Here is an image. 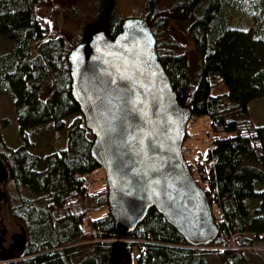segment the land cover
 I'll use <instances>...</instances> for the list:
<instances>
[{
    "label": "trees",
    "instance_id": "obj_1",
    "mask_svg": "<svg viewBox=\"0 0 264 264\" xmlns=\"http://www.w3.org/2000/svg\"><path fill=\"white\" fill-rule=\"evenodd\" d=\"M42 3L0 0V35L15 45L0 55V97L12 99L22 139L17 147L2 139L0 161L7 170L10 212L27 232L22 255L6 252L0 264H211L213 254L223 264H264L254 250L264 241V125L250 109L264 98V0H179L159 11L155 0L147 4L146 19L180 102L192 109V119L206 117L211 131L213 145L197 160L203 182L198 181L221 233L199 247L157 208L134 232L121 235L108 186L88 196L85 182L102 168L92 153L95 136L73 94L68 39L49 35L38 14ZM116 17L112 1L96 26L116 37L126 20L116 24ZM179 22L189 24L198 71L187 53L164 50L160 42ZM217 79L229 93L214 94ZM238 113L246 118L231 117ZM49 123L66 131L68 142L43 161L31 150V131Z\"/></svg>",
    "mask_w": 264,
    "mask_h": 264
},
{
    "label": "water",
    "instance_id": "obj_2",
    "mask_svg": "<svg viewBox=\"0 0 264 264\" xmlns=\"http://www.w3.org/2000/svg\"><path fill=\"white\" fill-rule=\"evenodd\" d=\"M69 60L119 233L134 232L157 208L189 244L211 245L221 228L184 149L193 111L180 102L150 22L130 17L116 37L100 30Z\"/></svg>",
    "mask_w": 264,
    "mask_h": 264
},
{
    "label": "rangeland",
    "instance_id": "obj_3",
    "mask_svg": "<svg viewBox=\"0 0 264 264\" xmlns=\"http://www.w3.org/2000/svg\"><path fill=\"white\" fill-rule=\"evenodd\" d=\"M112 1L117 16L116 24L120 23L121 18H146L149 0ZM112 1L75 0L70 4L68 0H43L42 5L38 7V14L48 29L49 35H65L72 50L83 42L86 37L91 38L95 33L103 29V25L96 26V24H99L103 20L105 11H107ZM177 1L179 0H155V10L171 9ZM174 24L172 36H163L160 40L163 49L177 52L181 50V52L187 53L192 64V69L198 71L200 55L197 52L194 41L189 36V24L185 22ZM14 47L15 45L12 40L0 35V55L13 51ZM216 83L214 94L226 95L229 93L228 86L220 79H217ZM250 109L252 116L260 124L264 125V98L254 100L250 104ZM231 117L245 119L246 115L238 113ZM206 125V117L192 119L189 127L192 136L188 137L186 141L188 150L193 153L187 159L192 162L194 176L199 181H202V177L197 160L202 157H207L211 148V145L206 143ZM31 132V140L35 143L31 150L40 155L43 161L47 154L60 151L67 146V132L55 130L52 123L35 127ZM2 139L13 147H17L22 143L21 132L17 121V110L9 96L0 97V150L4 149ZM6 171V165L2 160L0 161V176L2 175L4 177L2 178L3 180H0V254L11 252L16 256H20L25 250L27 232L23 224L16 220L10 212V195L5 184L8 179ZM91 178L96 185V189L108 186L104 168H100L93 173ZM254 250L264 257V241L257 243L254 246ZM4 256L5 254L0 257V261L6 259ZM10 257L13 256L11 255ZM210 261L211 264H223L215 254L210 257Z\"/></svg>",
    "mask_w": 264,
    "mask_h": 264
},
{
    "label": "built area",
    "instance_id": "obj_4",
    "mask_svg": "<svg viewBox=\"0 0 264 264\" xmlns=\"http://www.w3.org/2000/svg\"><path fill=\"white\" fill-rule=\"evenodd\" d=\"M207 135L208 136L206 138V142L213 145V141H212L211 136H210L211 135V131L210 130L207 131ZM187 154H192V152L187 149ZM85 183H86V189H87L88 196L89 197L93 196L94 195V190H95V184L92 181V178H88Z\"/></svg>",
    "mask_w": 264,
    "mask_h": 264
}]
</instances>
